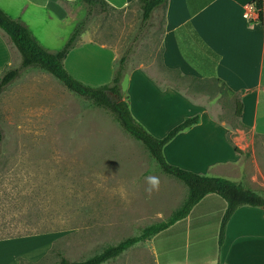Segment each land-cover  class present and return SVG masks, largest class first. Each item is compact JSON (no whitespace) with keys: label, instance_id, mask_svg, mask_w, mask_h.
I'll return each instance as SVG.
<instances>
[{"label":"rangeland","instance_id":"1","mask_svg":"<svg viewBox=\"0 0 264 264\" xmlns=\"http://www.w3.org/2000/svg\"><path fill=\"white\" fill-rule=\"evenodd\" d=\"M57 4L66 12L67 22L45 11L34 24L26 23L50 52L60 50L86 16L79 0ZM162 25L163 12L156 10L142 26L137 2L94 15L64 67L95 88L111 83L119 59L126 55L124 100H128L126 79L140 71L157 88H170L193 103L216 105L225 118L235 120L238 96L215 80H194L162 67ZM0 33L5 47L1 75L18 68L20 56ZM142 110V105L136 107L139 115ZM150 114L163 117L151 108ZM147 124L159 133L169 123L159 128L158 123ZM0 133V239L53 234L51 249L37 264L56 263L58 253L72 262L86 260L167 221L186 198V188L164 175L143 145L126 134L108 111L69 92L41 70H23L0 95ZM150 178L157 183H150ZM241 184L254 186L247 176ZM206 246L209 253L208 241ZM104 264L156 263L145 241Z\"/></svg>","mask_w":264,"mask_h":264},{"label":"crops","instance_id":"2","mask_svg":"<svg viewBox=\"0 0 264 264\" xmlns=\"http://www.w3.org/2000/svg\"><path fill=\"white\" fill-rule=\"evenodd\" d=\"M57 1L0 0V9L29 29L27 21L34 24L45 11L59 22H67ZM104 1L115 10H124L137 0ZM255 1L167 0L162 10V67L186 78L215 80L223 85L238 96L235 120L225 118L216 105L193 103L170 88H157L140 71L131 72L126 79V95L134 120L156 138L164 137L185 118L198 116V124L164 146L163 157L169 165L238 184L247 176L254 183L250 189L264 198V0L261 22ZM4 61L0 33V63ZM139 105L143 109L140 115L136 112ZM150 108L163 117L152 116ZM147 123H158V128L161 123L169 124L157 133ZM225 207L220 197L209 194L185 219L147 240L155 263L264 264V207H239L229 219L219 247ZM54 240L53 234L0 239V264H20V260L37 264L47 256Z\"/></svg>","mask_w":264,"mask_h":264},{"label":"trees","instance_id":"3","mask_svg":"<svg viewBox=\"0 0 264 264\" xmlns=\"http://www.w3.org/2000/svg\"><path fill=\"white\" fill-rule=\"evenodd\" d=\"M79 1L86 8V16L83 21L75 26L64 46L55 52L44 49L20 19L11 18L0 9V30L7 36L20 56L18 68H8L1 73L0 95L20 77L23 70L37 69L51 75L69 92L87 100L96 108L108 111L126 134L143 145L150 157L157 163L160 171L164 175L179 181L186 188L187 194L182 205L171 214L167 221L148 226L144 228L138 236L126 238L116 245L109 246L99 254L83 261L72 262L58 253V261L54 264H104L113 260L134 245L150 240L175 223L185 219L189 215L191 209L209 194L217 195L226 204L218 233V246H222L225 228L233 213L239 207L243 206L252 208L264 207V198L250 188L244 187L242 184L222 178L198 175L169 165L165 161L163 157L164 146L173 140L179 133L198 124L199 118L198 116L185 118L181 123L169 130L162 138H156L147 132V130L132 117L128 103L124 100L121 90V83L126 71V55L119 59L109 85L95 88L90 87L84 85L66 71L64 61L69 53L76 47L77 41L85 31V27L91 17L105 14L107 10H115L104 0ZM136 2L141 12L142 26L150 21L152 14L156 10H164L167 4V0H137ZM254 8L258 15L257 20L261 22L263 18L262 1H255ZM239 106L238 103L237 109ZM237 113L240 114L239 111H237ZM1 142L2 135L0 133V145ZM20 264L30 263L20 260Z\"/></svg>","mask_w":264,"mask_h":264},{"label":"clouds","instance_id":"4","mask_svg":"<svg viewBox=\"0 0 264 264\" xmlns=\"http://www.w3.org/2000/svg\"><path fill=\"white\" fill-rule=\"evenodd\" d=\"M150 183H152L153 185H155L157 183V181L154 178H150Z\"/></svg>","mask_w":264,"mask_h":264},{"label":"built area","instance_id":"5","mask_svg":"<svg viewBox=\"0 0 264 264\" xmlns=\"http://www.w3.org/2000/svg\"><path fill=\"white\" fill-rule=\"evenodd\" d=\"M247 18H248V16H247Z\"/></svg>","mask_w":264,"mask_h":264}]
</instances>
